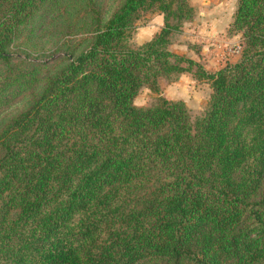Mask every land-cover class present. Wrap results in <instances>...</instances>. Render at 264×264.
<instances>
[{"label":"trees","instance_id":"16d2710c","mask_svg":"<svg viewBox=\"0 0 264 264\" xmlns=\"http://www.w3.org/2000/svg\"><path fill=\"white\" fill-rule=\"evenodd\" d=\"M58 0H0V264H264V0H238V63L214 74L169 50L187 0L87 4V42L39 65L8 48ZM163 27L130 43L140 14ZM181 74L211 89L201 117L143 88Z\"/></svg>","mask_w":264,"mask_h":264},{"label":"rangeland","instance_id":"374dc122","mask_svg":"<svg viewBox=\"0 0 264 264\" xmlns=\"http://www.w3.org/2000/svg\"><path fill=\"white\" fill-rule=\"evenodd\" d=\"M93 1L108 19L121 0H58L41 11L21 31L8 48L12 56L10 67L20 72L35 69L39 65L50 66V61L62 56L67 50L80 49L87 42V4ZM238 0H187L193 15L182 24L179 33L171 37L169 50L200 64L207 74H214L226 65L239 62L242 52L240 33L232 32L231 26ZM163 27V16L157 10L140 14L134 24L130 43L142 45L151 40ZM46 68L45 66L42 67ZM0 67V78H8ZM211 89L206 81H197L191 74H181L159 82V94L143 88L133 100L139 108L153 106L157 99L182 102L191 118L201 117L209 101ZM28 101L10 107L0 115V126L10 117L25 109Z\"/></svg>","mask_w":264,"mask_h":264}]
</instances>
